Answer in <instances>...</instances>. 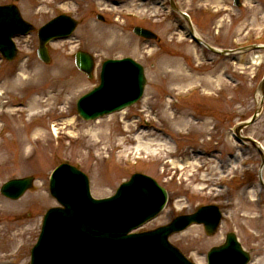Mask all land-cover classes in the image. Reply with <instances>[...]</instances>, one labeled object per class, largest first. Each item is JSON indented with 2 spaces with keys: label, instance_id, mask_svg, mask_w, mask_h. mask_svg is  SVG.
Wrapping results in <instances>:
<instances>
[{
  "label": "rangeland",
  "instance_id": "374dc122",
  "mask_svg": "<svg viewBox=\"0 0 264 264\" xmlns=\"http://www.w3.org/2000/svg\"><path fill=\"white\" fill-rule=\"evenodd\" d=\"M100 1H103L99 2L101 8L108 10L91 11L90 0H83L84 3H80L81 0H45L43 2L30 0L19 3L18 6L33 17L31 21L36 26L60 12L70 11L78 21V27L71 40L56 42L51 46L52 56L49 66L44 67L36 59H33L27 65L32 67L31 70L22 71L20 69L24 67H20L18 73L21 74V80L17 84V89L12 91L8 86L0 87L2 93L3 89H7L3 97L0 98V126L11 125L13 121H24L28 118L33 120L31 126L38 125L40 127L43 124L47 128L49 123L56 121L55 123H58L56 132L60 135L58 140H53L49 138V132L37 133V128H34L33 134L29 133L31 137H34L33 147L30 144L26 145L19 153L16 151L18 146L14 143L13 136L15 135L9 134L6 128L5 133L0 137V186L11 178L35 175L34 196L40 198L35 203L37 210L42 211L44 207L47 210L56 206L55 201L48 193V179L53 169L61 163L77 166L89 177L91 194L94 198H105L112 195L116 188L128 180L133 173H142L154 178L160 185L164 186L168 191L169 200L166 209L157 218L144 225L140 231L144 232L164 226L180 213H191L198 205L222 204L226 198V202L222 205L225 207L223 213L226 216V218L224 217L223 229L227 231L231 228L228 219L236 220L238 215L243 213L246 216V218L242 217L243 220L245 222L248 220L249 226L256 230L255 240H259V244L264 245V195L260 191L259 204L250 203L243 193L240 195L237 191L240 186H238V182H235L229 184L231 192L226 197L224 193L226 190L221 192L216 189L217 186H220L218 185L220 175L224 174L218 164L212 163L201 171H197L195 168L197 164H191L188 167L189 170L185 168L177 171L172 165L168 167L164 156L160 157L162 154L159 155L158 153H156L157 155L148 154L147 159L144 160H126L128 153L143 154L144 152L163 150L157 143L148 145V139L153 140L159 131L152 133L148 130H142V127H137L135 122L140 119L139 116L147 115L156 122V128L162 127L163 120L168 114L165 111L167 106L164 107L165 103L162 100L166 96L170 97L171 94L170 87L167 88L166 85L175 84L174 87H179L181 90L190 85L200 84L204 91L214 92L216 89L227 85L230 76L224 77L219 65L215 68L209 66L201 69L199 70L200 73L197 74L192 73L190 69L192 68L191 59L193 56L200 62L205 60L204 58L207 60L213 58L202 55L197 48L188 45L178 48L173 44L172 49L166 47L164 40L174 39L172 34L173 20L162 26L161 24H152V27L147 24L144 25L157 33L164 48L168 50L161 57L155 58L152 63L151 61L145 62L150 51L147 54L144 53L142 46L140 50L138 39L132 35L130 22L119 18V16L123 17L119 14L120 10L110 6L112 0ZM193 2L198 8L209 5L213 6L215 10H220L226 8L225 5H228L230 0H193ZM38 4H43V6H38ZM227 7L229 10L218 19L219 21L207 17L196 20L204 27L206 34L212 33L210 26L219 23L222 26L225 25V39L229 41L233 36L248 32L256 33L264 25V20L259 21L260 19H257L258 15L261 16L260 10L242 11V22L237 24L230 19L234 17L235 10ZM38 10L39 16L36 17L35 14ZM126 10L130 9H124V11ZM140 11L144 12V9ZM152 11L155 12V10ZM94 13L102 14L104 22H96ZM78 49L93 54L98 64L106 59L120 57H131L140 63L144 61L147 67L144 97L149 99L148 104L143 102L136 108L126 110L122 114L111 115L97 123L81 122L76 117L74 102L85 91H89L90 87L94 85V81H86L74 68L71 53ZM13 67L11 64L2 68L0 86L8 83V78L14 71ZM167 73L169 75L171 73V75L166 84L162 77H166ZM231 87L227 89L228 93L223 104L214 103L206 110L212 112L214 108L216 111L222 110L227 114L234 106L233 103L226 101V98H230L233 94L229 93ZM32 101H36V104L32 105ZM192 102L194 103L191 105H194L198 101L194 99ZM190 103L189 101L182 102L174 109V112L169 111V113L181 116V114H187L189 111L190 114L192 110ZM70 120H72L71 123H68ZM262 122L259 123V126L262 125ZM126 130L127 132H125ZM138 139H142L143 145H146V151L142 152L137 148ZM147 146H149L148 149ZM157 160H163L164 163L159 164ZM251 196L254 197V194ZM26 201V199L22 200L23 203ZM15 205L17 204H10L0 197L1 264L3 263L2 260L6 261L10 258H13L12 264H28L30 247L39 234L40 217H34L21 223L13 221L15 218L11 216L12 214H7L8 210L15 209L13 208ZM28 205L30 204L26 202L22 207L20 205L18 207L24 208ZM34 214H36L35 210ZM21 231L24 234L18 236ZM238 235L240 236L239 232ZM25 236L27 237L25 238ZM220 237L208 239L204 236L201 227H191L170 237V242L190 260L197 264H204L202 257L206 249L219 244ZM244 237L249 239L247 240L248 243H253L246 234ZM261 237H263L262 240ZM241 241L246 247L248 246V243H245L243 239ZM21 243L23 246L19 248ZM14 252L15 256L12 257ZM257 256L261 257L260 255Z\"/></svg>",
  "mask_w": 264,
  "mask_h": 264
},
{
  "label": "water",
  "instance_id": "95a60500",
  "mask_svg": "<svg viewBox=\"0 0 264 264\" xmlns=\"http://www.w3.org/2000/svg\"><path fill=\"white\" fill-rule=\"evenodd\" d=\"M5 31L12 30L5 28ZM77 65L85 71L91 67L83 57ZM115 66V63H109L104 67L103 72L113 70L108 78L103 74L101 86L79 104L78 112L84 119H95L120 110L140 97L143 86L141 70L130 62ZM27 184L29 182L6 184L1 193L9 195V190L16 192L19 189L20 194ZM49 190L63 209H50L44 216L30 264H190L167 243V238L193 222L205 223L208 211L200 210L195 216L177 219L154 232L128 235L154 218L165 205L166 192L150 178L135 175L113 197L93 200L84 175L61 166L52 175ZM19 194L13 193L10 197L15 195L13 198H17ZM217 221L216 213L212 226ZM231 251L242 255V260L221 256L230 255ZM212 253V264L247 262L246 255L241 254L236 244H228Z\"/></svg>",
  "mask_w": 264,
  "mask_h": 264
},
{
  "label": "flooded vegetation",
  "instance_id": "af4514ba",
  "mask_svg": "<svg viewBox=\"0 0 264 264\" xmlns=\"http://www.w3.org/2000/svg\"><path fill=\"white\" fill-rule=\"evenodd\" d=\"M239 101V100H238ZM240 103H241V101H240ZM238 112L239 111H241L242 110V105L240 104L239 106H238ZM227 117L228 116H226V115H224V116H221V121L219 122V126H218V132H219V135L221 136V133L223 134L224 133V130L226 129V124H227ZM230 118H234V120H238V121H241L242 120V115L240 114H238V115H236V116H230Z\"/></svg>",
  "mask_w": 264,
  "mask_h": 264
},
{
  "label": "bare ground",
  "instance_id": "6f19581e",
  "mask_svg": "<svg viewBox=\"0 0 264 264\" xmlns=\"http://www.w3.org/2000/svg\"><path fill=\"white\" fill-rule=\"evenodd\" d=\"M187 34V33H186ZM255 62V60L253 61ZM19 79V78H18ZM32 105H35L36 104V101H33L31 103ZM72 120H70L68 123H71ZM53 129H55V126H53ZM55 131V130H54ZM149 145V144H148ZM139 148H142V149H145L146 148V145H143L141 144V141H140V144H139ZM165 148V147H164ZM147 149H148V146H147ZM173 165H178L179 168H183L184 166L188 165V161L186 163H180V162H172Z\"/></svg>",
  "mask_w": 264,
  "mask_h": 264
}]
</instances>
